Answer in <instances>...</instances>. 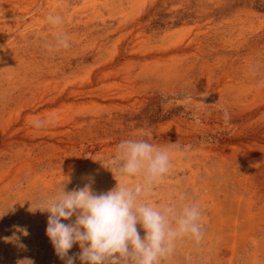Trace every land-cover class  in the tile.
Here are the masks:
<instances>
[{
	"label": "rangeland",
	"instance_id": "1",
	"mask_svg": "<svg viewBox=\"0 0 264 264\" xmlns=\"http://www.w3.org/2000/svg\"><path fill=\"white\" fill-rule=\"evenodd\" d=\"M57 32L69 47L49 53ZM261 79L264 0H0V264H64L29 207L67 181L112 189L125 138L175 143L152 198L201 206L203 239L164 264H264Z\"/></svg>",
	"mask_w": 264,
	"mask_h": 264
},
{
	"label": "clouds",
	"instance_id": "2",
	"mask_svg": "<svg viewBox=\"0 0 264 264\" xmlns=\"http://www.w3.org/2000/svg\"><path fill=\"white\" fill-rule=\"evenodd\" d=\"M47 20L53 26L62 23L60 15L50 14ZM68 47V37L60 32L45 44L49 53ZM257 87L264 88V79L257 82ZM224 119H229L227 111ZM33 123L39 129L47 121ZM176 148L175 143L158 147L146 139H122L114 150L112 189L96 193L89 179L83 187L65 191L67 181L58 194L36 201L39 206L34 210L30 205V212L48 214L45 235L55 255L64 264H74L75 260L79 264H164L178 242L187 239L199 244L204 233L198 202L186 200L183 193L163 202L152 198L170 171L171 150ZM27 235L26 228L13 226L12 235L2 239L23 250L26 246L20 240ZM74 245L79 252L69 256ZM16 264L34 261L24 257Z\"/></svg>",
	"mask_w": 264,
	"mask_h": 264
}]
</instances>
